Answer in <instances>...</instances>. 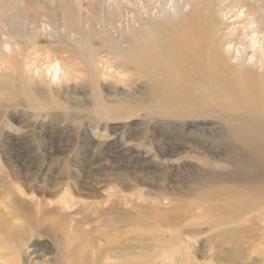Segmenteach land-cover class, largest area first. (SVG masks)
Here are the masks:
<instances>
[{"label":"bare ground","instance_id":"bare-ground-1","mask_svg":"<svg viewBox=\"0 0 264 264\" xmlns=\"http://www.w3.org/2000/svg\"><path fill=\"white\" fill-rule=\"evenodd\" d=\"M89 82L99 92L84 85ZM28 88L42 99L30 104L25 97ZM81 88L91 91L89 98L74 95ZM103 89L108 90L106 99L102 98ZM1 93L6 109L0 112L7 120L0 122V137L5 130L17 131L24 139L32 134L27 139L30 144L34 143L33 133L42 135L41 126L47 120L54 121L50 115L55 110L65 114L74 108L88 112L92 108L106 113L95 117L108 123L87 127L93 130L98 145H107L113 138L110 121L124 123L138 115V111L131 114V99L141 110L159 105V112H150L151 119L169 128L191 120L192 129H204L213 124L208 119H215L220 108L259 122L235 133L236 139L258 156L253 166L249 160H238L254 170L241 180L257 184L254 192L246 193L247 202L229 196L226 200L216 195L205 200L200 196L188 216H183L176 204L162 201L154 206L156 216L163 212L155 223L136 222L145 215L133 211L130 219L106 220L107 225L112 221L110 229H102L107 227L105 221L97 229L88 228L75 218L78 211L68 212L74 208L72 201L81 197L79 188L70 187L73 181L67 180L66 188L54 189L48 196L32 189L31 179L17 177L18 182L10 180L9 185L0 182V197L6 202L0 207V264H23V246L30 241L27 230L41 229L38 223L42 218L47 222L62 218L67 225L58 236L49 224L42 228L52 239L53 254L46 258L34 253L32 264H223L215 261L220 254L208 252L213 248V237L200 242L208 252L204 263L194 257L201 251L197 236L223 231L235 244L229 249L234 264L249 260L264 264V193L259 191L264 188V0H0ZM106 102L113 105L108 108ZM22 105L23 109H35L38 128L15 126L14 111ZM83 127V123L77 126L78 136L86 131ZM121 127L112 129L116 133ZM120 135H114L115 142H123ZM3 168L0 161V181L6 179ZM233 179L239 183L238 177ZM93 202L84 211L81 208V213L88 212L84 215L95 221L98 207L104 204ZM214 207L220 214L230 211L226 222L215 218ZM170 211L183 219L177 223L181 226L170 224L165 225L170 229H160L158 222L168 223L166 214ZM189 219L194 221L185 224ZM78 232L81 242L73 237ZM131 232L136 240L134 248H108L119 236ZM242 245L250 251L234 254Z\"/></svg>","mask_w":264,"mask_h":264},{"label":"rangeland","instance_id":"rangeland-1","mask_svg":"<svg viewBox=\"0 0 264 264\" xmlns=\"http://www.w3.org/2000/svg\"><path fill=\"white\" fill-rule=\"evenodd\" d=\"M232 19L229 18L228 20L231 21ZM255 67H257V71H261L259 66ZM257 74H260V72H257ZM84 85L89 86L91 90H95V85L90 84V82L84 83ZM85 88H81V91L79 90L74 95L84 99L89 98L91 91L88 90L87 92ZM84 91L86 92L84 93ZM102 91V98L106 99L109 96L108 90L103 89ZM27 92L25 97H27L30 104L42 99L31 88H28ZM96 92L99 91L95 90L94 93ZM96 95L99 96V94ZM159 95L157 92V96ZM3 100L4 97L1 93V110L6 109V107L2 106V103H6ZM24 100L21 101V104H24ZM131 101L134 108L131 114H136L138 111V115L126 120L125 124L120 121H110V131L113 138L104 146L96 143V139L92 134L93 130L88 129L87 126L93 123L105 127L108 122L101 121L100 123L99 120L101 118L95 116H105L106 113L95 112L92 108H89L90 112L74 108L65 114L60 110H55L50 115L54 121L51 122V119L47 120L41 126L42 135L38 134L37 131V134L33 133V144L27 143V139L32 134L24 139L17 131L5 130L0 137V161L6 167L5 169L3 168L2 173H4L3 177L7 181L6 179L1 180V184L9 185L10 180L16 182L17 177L25 178L24 180L31 179L32 182L29 184L32 186L30 187L37 192L39 191V194H41V191H45L48 196L53 193L54 189L56 191L59 187L61 189L66 188L67 185L65 183L67 180H69L68 183L73 181L70 187L79 188L81 197L72 201L74 208L71 212H68L78 211L76 213L78 215H74L75 218L83 221L86 226L88 225V228H96L97 225L104 226L102 223L105 221L104 223L107 227H102L104 230L111 228L110 224L112 221H109L107 225V221L110 218L127 216V219H130L129 213L133 211H143L145 215V217L138 219L136 222L155 223L161 218L163 212L161 214L158 212L159 215L156 216L157 209L154 206L161 204L162 201L169 205L176 204L183 212V216L189 215L190 210L198 203L196 202L198 199L195 198L200 196L204 200L205 198L214 199V195L226 200L229 196L235 200L242 198L243 202H247L246 193L254 192L257 184L242 183V179H246L248 173L254 172L251 166H253L258 156L240 143L236 139L235 133L237 131L241 132V130L247 131L250 126L258 124L259 120L257 118L252 117L249 119L243 117L238 111L230 112L228 111L229 109L222 110L220 108L218 110L220 113L214 115L215 119L214 117L208 119V122H212L214 125L207 124L206 127H203L204 129L201 128L202 126L193 127L194 129H192L190 127L191 120L185 121L183 125L178 123L174 128H169L161 125L156 119H154L155 121L151 119L150 112H159L160 108L157 107L159 105L141 110L133 99ZM110 105H113V103L106 102L105 104L108 108ZM90 106L92 107L93 104H90ZM23 110L29 111V113H24ZM14 112L13 118L17 119L16 127L25 128L24 126L28 125L27 127L30 128H38L34 124L37 120H35V109L33 107L31 109H23L22 105V109L20 108L18 112ZM236 113L240 117L239 115L235 116L234 114ZM227 115L234 116L227 117ZM237 118L238 120H236ZM87 119L92 120L87 122ZM4 120H7V118L2 116L0 112V122ZM81 123L84 124L85 128H83L86 131L78 136L77 126L81 125ZM115 125L122 126L117 129L116 133L122 134L120 135L121 137L124 136L123 142H115L117 136L114 135L117 134L115 133V128L112 129ZM238 160H249L251 166L249 164H244L247 167L242 166L243 164H239ZM235 176L238 177L239 183L233 179ZM60 184L62 186H59ZM259 185L263 186V184ZM259 191L264 193V188H259ZM85 198H90V200L85 201ZM99 200H101V203L103 202L104 206L100 205L98 207L99 215H96L97 220L92 221L87 218L84 214L88 212L81 213L85 208L92 206L90 205L91 202L94 201L96 203ZM169 200L172 202H169ZM2 205H6L3 196L0 197V207ZM95 208L96 205L93 210ZM214 208L216 209V207ZM229 215L230 211H222L221 214L218 209L215 211V218L219 221L226 222ZM167 216L168 223H165L166 220L164 219H162L164 223L161 222V219L158 222L157 225H161L160 229H170L165 227V225L168 226L170 224L174 225V227L177 226V228L181 226L183 219L179 218L177 213L170 211L166 214ZM219 216L225 217V219L217 218ZM85 217L87 218L85 220L90 221H85ZM92 217L95 218L94 215ZM170 217L172 219L169 221ZM131 221L135 222L134 219H131ZM131 221H129L130 224ZM193 221L189 219L184 223L188 224ZM42 222L43 227L42 225L40 226ZM256 223L257 221L255 220L252 224ZM47 224H49V228L53 227V231L57 236L67 225L62 218H56L49 222L42 218L41 222L38 223L41 229H26V238H30V243L26 242L23 246L21 254L23 264H32L34 257L32 254L34 253L35 256L40 255L46 258L53 254L51 250L53 249L52 239L45 230H42ZM16 225L19 227L18 221ZM157 225L156 227L158 228ZM129 229L131 228L129 227ZM207 229L208 226L202 230ZM39 230L42 232L41 235L37 233ZM223 232L219 233L221 235L207 232L208 234L205 233L206 235L202 234V236L196 237L198 241L196 242L197 247L201 248V251L194 256L196 261L198 260L197 262L200 261L199 263H201L202 261L204 263L203 256H207L208 252H213L214 254H220L221 259H216V262L223 264L232 262L231 264H234L232 252L229 249L235 244L231 236L222 234ZM115 233L118 232L115 231ZM165 234L166 236L168 235L167 232ZM77 235H79V232L73 236L75 241L81 242ZM133 235L134 232L119 236L120 239L117 238L111 242L110 245L112 247L108 248H115L117 245L134 248L136 240ZM211 237H213V248L205 253L200 242L209 238L212 240ZM245 240L250 241L249 239ZM248 251H250L248 246L245 245L243 247L242 245L241 248H237L234 254H246ZM251 263L252 260H249L241 264Z\"/></svg>","mask_w":264,"mask_h":264}]
</instances>
